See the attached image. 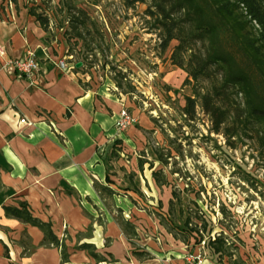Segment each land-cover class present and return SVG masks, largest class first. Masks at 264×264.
Here are the masks:
<instances>
[{
    "label": "crops",
    "instance_id": "0c3cea01",
    "mask_svg": "<svg viewBox=\"0 0 264 264\" xmlns=\"http://www.w3.org/2000/svg\"><path fill=\"white\" fill-rule=\"evenodd\" d=\"M31 6L0 0V264H62L61 249L41 245L44 233L37 226L5 214L4 205L19 201L65 237L71 264H187L198 245L176 238L159 215L133 202L135 192L146 191L162 200L163 209L168 206L171 217V183L157 182L149 168L160 161L156 145L155 157H133V173L125 174V152H136L147 133L158 132L153 116L133 109L139 126L117 136L115 97L92 77L85 81L64 42L41 27ZM29 50L40 68L22 79L6 64ZM162 191H169L167 202ZM124 220L135 225V233H126ZM82 243L94 244L106 260L79 248Z\"/></svg>",
    "mask_w": 264,
    "mask_h": 264
},
{
    "label": "rangeland",
    "instance_id": "374dc122",
    "mask_svg": "<svg viewBox=\"0 0 264 264\" xmlns=\"http://www.w3.org/2000/svg\"><path fill=\"white\" fill-rule=\"evenodd\" d=\"M67 1L27 0L32 5L40 4L39 12L50 16L51 37H59L72 51L74 61L82 62L85 81L92 77L115 97L118 106L113 110L127 109L132 114L138 108L160 117L166 129L167 134L159 129L147 133L136 147L137 153L125 152L123 162L129 167H124L125 174L133 173V157L147 160L155 157L153 146H170L167 137L175 140L173 147L183 149V155L171 157L166 166L155 161V168L162 169L169 178L171 198L173 190L181 195V202L175 201V216L170 217L168 206L163 209L162 200L146 191L135 192L134 204L179 226L184 225L190 208L199 206L212 221V231H224L231 255L215 261L203 242L187 257L201 255L203 264L259 263L264 258V142L260 128L238 129L240 136L228 142L225 135L212 131V122L200 105L197 119L186 122L180 108L185 96L193 95V85L184 84L187 73L170 60V51L178 41L173 40L169 50L161 52L158 33L145 13L147 4L128 7L125 0H71L98 26V30L92 27L91 35L74 36L75 31L68 28L72 12L65 7ZM132 126H139L138 121ZM127 129L117 136L126 134ZM172 168L181 172L173 174ZM167 195L169 191H162L163 201L167 202Z\"/></svg>",
    "mask_w": 264,
    "mask_h": 264
},
{
    "label": "trees",
    "instance_id": "16d2710c",
    "mask_svg": "<svg viewBox=\"0 0 264 264\" xmlns=\"http://www.w3.org/2000/svg\"><path fill=\"white\" fill-rule=\"evenodd\" d=\"M125 3L128 7L147 4L145 13L158 33L162 53L169 50L173 40L178 41L170 51V60L187 73L184 84L193 85V95L185 96V104L180 108L186 122L197 119L200 105L212 122V131L225 135L228 142L240 136L238 129L242 131L254 126L260 128L259 134L264 142V0H125ZM65 7L72 12L68 16V28L75 31L74 36L91 35L92 27L98 30L88 12L73 1L68 0ZM41 8L40 4L34 3L29 13L51 34L52 21L47 13L39 12ZM67 55H73L72 51L67 49ZM152 120L163 134H167L160 117L153 116ZM169 127L175 130L173 126ZM167 139L170 146L155 147L165 166L171 157L183 155L182 147H173L175 140ZM143 164L140 159L141 170ZM149 168L157 182L169 183L162 169H155L152 162ZM180 172L179 169L171 170L173 174ZM173 197L169 209L171 216H175V199L181 202L177 190H173ZM3 208L7 216L37 226L44 233L41 245L60 248L62 264H71L65 237L55 233L51 221L34 216L26 201H19V205H4ZM160 218L167 229L187 245L204 242L215 261L231 255L224 231H212L214 225L201 207L190 208L183 226ZM121 223L127 234L135 233L133 223L127 220ZM92 230L90 227L87 233L91 235ZM78 247L87 249L101 262L106 260L95 252L92 243H82ZM24 253H27L26 247Z\"/></svg>",
    "mask_w": 264,
    "mask_h": 264
},
{
    "label": "built area",
    "instance_id": "2783aa9c",
    "mask_svg": "<svg viewBox=\"0 0 264 264\" xmlns=\"http://www.w3.org/2000/svg\"><path fill=\"white\" fill-rule=\"evenodd\" d=\"M69 56L73 58V55ZM6 65L9 70L14 71L22 79L32 78L40 68V62L33 50L27 51L23 57L9 60ZM59 66L64 67L65 62L63 60L59 61ZM135 122L136 118L127 109H122L115 124L116 133H121L128 127L134 125ZM187 264H203V257L201 255H189L187 257Z\"/></svg>",
    "mask_w": 264,
    "mask_h": 264
},
{
    "label": "water",
    "instance_id": "95a60500",
    "mask_svg": "<svg viewBox=\"0 0 264 264\" xmlns=\"http://www.w3.org/2000/svg\"><path fill=\"white\" fill-rule=\"evenodd\" d=\"M77 67H80L81 65H82V62L81 61H79V62H77Z\"/></svg>",
    "mask_w": 264,
    "mask_h": 264
}]
</instances>
